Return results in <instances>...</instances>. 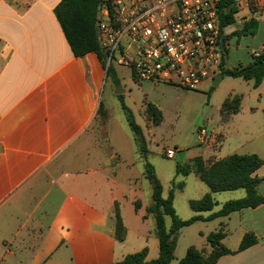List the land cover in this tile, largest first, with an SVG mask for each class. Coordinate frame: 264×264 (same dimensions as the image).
Wrapping results in <instances>:
<instances>
[{
	"label": "crops",
	"instance_id": "crops-1",
	"mask_svg": "<svg viewBox=\"0 0 264 264\" xmlns=\"http://www.w3.org/2000/svg\"><path fill=\"white\" fill-rule=\"evenodd\" d=\"M60 1L0 0V264H121L129 254L123 243L130 233L146 238V259H155L159 239L155 218L147 212L153 189L145 177L151 152L145 127L154 134L153 126L161 123L150 121L145 107L153 101L150 92L155 84L164 82L143 80L149 83L143 87L146 98L136 106L143 112V126L128 101L132 90L128 94L115 90L117 69L109 72L96 51L73 53L55 14ZM239 1V9L248 11L243 22L253 16L259 20L257 32L245 38L244 49L255 52L264 46V0H253L256 12L251 0ZM249 83V100L245 102L242 93L237 113L222 121L219 109L220 127L214 131L222 141L209 145L197 136L202 146L193 157L258 154L263 164L254 175L261 178L257 190L264 196V79L257 87L253 80ZM120 95L143 129L146 156ZM245 195L246 191L232 196ZM217 202L215 206L224 203ZM116 208L127 231L123 241L115 234ZM217 210H192L191 216ZM222 218L223 243L235 252L222 255L216 264H264V203ZM249 232L257 241L239 250ZM208 233L199 230L206 240ZM228 234L233 235L229 241ZM202 244L197 247L211 250Z\"/></svg>",
	"mask_w": 264,
	"mask_h": 264
},
{
	"label": "trees",
	"instance_id": "trees-1",
	"mask_svg": "<svg viewBox=\"0 0 264 264\" xmlns=\"http://www.w3.org/2000/svg\"><path fill=\"white\" fill-rule=\"evenodd\" d=\"M100 0H61L55 7V14L59 20L65 36L76 56H83L91 51H96L103 55L96 33V19ZM239 0H219L217 6L218 24L221 34L224 28L235 23L236 14L240 11ZM253 0H251L254 12ZM259 20L253 16L244 20L241 27L233 33L241 35H253L257 32ZM224 35V34H223ZM224 39L226 37L224 36ZM103 57V56H102ZM224 64V61H223ZM223 67V66H222ZM110 72L111 69L109 68ZM222 74L242 77L245 80H253L257 87L264 79V54L252 55L251 61L239 64L233 68L222 70ZM119 83L118 80H115ZM123 109L126 112L127 120L133 131L139 135L141 152L146 156L149 152L147 141L140 124L137 123L133 111L124 102L123 95H120ZM243 99L242 93L230 94L223 100L220 107L222 121H227L234 113L241 108ZM264 110V109H263ZM145 115L154 124H159L164 119L161 108L149 101L146 103ZM218 135V142H221ZM263 164V159L256 153L239 154L232 153L223 158H209L205 160L203 156L197 155L187 162H176L177 174L188 175L195 173L200 180L208 185L210 191L200 198H192L189 205L196 212L212 211L218 204L214 197L215 192L235 190L243 188L246 195L242 198L229 199L224 202L221 208L211 212L208 216L195 214L190 218H181L175 209L174 198L176 189L184 186L183 182L175 183L167 197L163 196V184L156 173L155 166L147 161L145 163V177L149 180L153 189V203L147 207V212L155 218V234L159 239V256L152 260H147L148 247L145 246L140 251L127 254L121 264H170L175 258V249L182 227L192 224L197 220H212L216 217L228 216L233 211H238L246 207H257L264 203V196L258 190L257 185L261 178L254 175V172ZM137 208L140 201L136 202ZM171 217V225H166V216ZM115 234L118 240L126 238V227L123 223L119 208L115 209ZM226 236L224 227L210 231L207 234V242L211 246L209 252L199 249L196 245L188 246L185 256L179 260L178 264H216L217 260L225 254L234 253L223 243ZM257 237L254 233H246L239 245V250L245 249L255 243Z\"/></svg>",
	"mask_w": 264,
	"mask_h": 264
},
{
	"label": "built area",
	"instance_id": "built-area-1",
	"mask_svg": "<svg viewBox=\"0 0 264 264\" xmlns=\"http://www.w3.org/2000/svg\"><path fill=\"white\" fill-rule=\"evenodd\" d=\"M218 2L100 0L95 26L106 68L116 62L138 81L194 90L213 82L224 65L225 49L220 46L224 35L218 24ZM253 54H264V46ZM197 133L202 142H218L215 131L200 127ZM165 153L169 156L171 150Z\"/></svg>",
	"mask_w": 264,
	"mask_h": 264
},
{
	"label": "rangeland",
	"instance_id": "rangeland-1",
	"mask_svg": "<svg viewBox=\"0 0 264 264\" xmlns=\"http://www.w3.org/2000/svg\"><path fill=\"white\" fill-rule=\"evenodd\" d=\"M247 15L248 11L241 9L236 14L235 23L224 28L223 34L226 37L225 49L223 51L224 65L218 70V74L222 73L223 69L233 68L239 64L246 63L251 59L252 53H254L251 50L244 49L245 38H250V35L239 36L233 33L241 27L243 19ZM112 68L118 71L119 83H117L115 90L117 91L118 87H120L121 89H125L127 94L132 90V97L128 101L135 108L136 119L145 126L143 112L139 111L136 106L141 103L143 98H146L143 87L149 84L148 81L139 82L132 76L127 67L119 65L116 62L111 63L110 69ZM249 81L252 82V80H245L242 77L225 75L217 86L213 85L212 81H208L204 86L194 90L175 84L160 83L155 84L153 90L150 92L152 102L157 103L163 111L164 120L161 124L153 126L154 134H150L145 127L146 134L151 140V152L148 154V161L156 165L158 169L157 173L163 184L164 196H167L173 179L176 183H180L185 177L187 178V185L182 190H177L174 198V206L178 215L182 218L190 217L193 214L189 200L201 197L209 192L210 189L195 174L178 175L175 169L176 162L189 161L191 157L196 155V149L202 146L197 137L200 127H205L209 132L219 129V109L225 97L233 93H243L245 95V102L249 100V93L252 88V83H249ZM119 100L121 101V98ZM119 100L117 101V105L120 104ZM228 148L229 145L227 144L225 150ZM168 149L171 150L169 156L165 153ZM162 162L166 164L164 167L161 166ZM148 185L151 187L149 183ZM244 192L245 190L240 188L216 192L214 195L220 203H223L229 199L237 198L232 195H242ZM149 199L152 201L151 196ZM220 207L215 206L214 209H220ZM221 220H223L222 217L204 222L197 221L191 225L182 227L175 250V255L178 258H175L170 264H178L179 260L185 256L189 245L202 247V243L205 242L209 248L210 245L207 240L200 237L199 230L203 229L205 232L217 230L220 227ZM167 223L170 225V217H167ZM232 237L233 235L228 234L227 241ZM145 240L146 238L130 233L127 241L123 243L125 253L140 251L144 247L143 243ZM229 243L226 242L228 245Z\"/></svg>",
	"mask_w": 264,
	"mask_h": 264
},
{
	"label": "water",
	"instance_id": "water-1",
	"mask_svg": "<svg viewBox=\"0 0 264 264\" xmlns=\"http://www.w3.org/2000/svg\"><path fill=\"white\" fill-rule=\"evenodd\" d=\"M221 48L224 49L225 48V40L224 38L221 39ZM223 74L220 73L218 74L215 78H214V81H213V85L217 86L219 84V82L223 79ZM118 93H121L123 92V89H121L120 87H118V90H117Z\"/></svg>",
	"mask_w": 264,
	"mask_h": 264
}]
</instances>
